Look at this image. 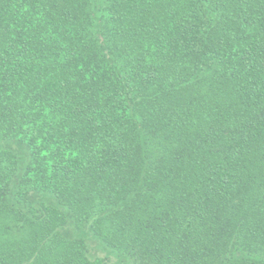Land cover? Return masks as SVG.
I'll use <instances>...</instances> for the list:
<instances>
[{"label":"trees","instance_id":"trees-1","mask_svg":"<svg viewBox=\"0 0 264 264\" xmlns=\"http://www.w3.org/2000/svg\"><path fill=\"white\" fill-rule=\"evenodd\" d=\"M0 264H264V0H0Z\"/></svg>","mask_w":264,"mask_h":264}]
</instances>
